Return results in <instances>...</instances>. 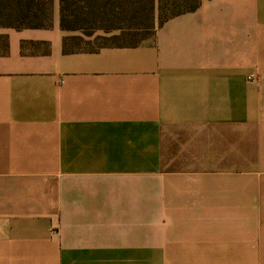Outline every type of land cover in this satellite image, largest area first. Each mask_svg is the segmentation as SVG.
Here are the masks:
<instances>
[{
  "label": "crops",
  "instance_id": "0c3cea01",
  "mask_svg": "<svg viewBox=\"0 0 264 264\" xmlns=\"http://www.w3.org/2000/svg\"><path fill=\"white\" fill-rule=\"evenodd\" d=\"M70 36L0 29V264H264V0Z\"/></svg>",
  "mask_w": 264,
  "mask_h": 264
},
{
  "label": "trees",
  "instance_id": "16d2710c",
  "mask_svg": "<svg viewBox=\"0 0 264 264\" xmlns=\"http://www.w3.org/2000/svg\"><path fill=\"white\" fill-rule=\"evenodd\" d=\"M58 1L61 29L78 31L86 36L102 30L109 35L105 37L107 41H119L122 37L129 38L140 31L151 30L150 25L155 32L157 27H162L171 18L194 12L201 5V0ZM55 4L56 0H0V29H51ZM118 31L121 33L117 34ZM82 41L84 36L65 37L64 53L82 51L78 47ZM127 44L136 43L113 45ZM102 47L84 51L95 52Z\"/></svg>",
  "mask_w": 264,
  "mask_h": 264
},
{
  "label": "rangeland",
  "instance_id": "374dc122",
  "mask_svg": "<svg viewBox=\"0 0 264 264\" xmlns=\"http://www.w3.org/2000/svg\"><path fill=\"white\" fill-rule=\"evenodd\" d=\"M152 27L151 30L148 31H140L138 33H135V35L126 38V37H122V39H120L119 41H107L105 39L106 36H109L108 34H106L104 31L102 30H98L94 35L92 36H84V41L80 42V47L83 50H90L93 48H97V47H102V46H106V45H113V44H126V43H137L140 41H143L144 39L150 38L151 35L154 32L153 26L150 25ZM121 32L118 31L117 34H120Z\"/></svg>",
  "mask_w": 264,
  "mask_h": 264
}]
</instances>
